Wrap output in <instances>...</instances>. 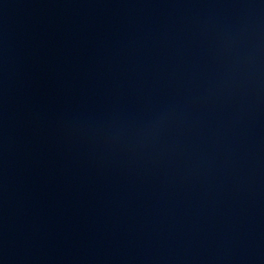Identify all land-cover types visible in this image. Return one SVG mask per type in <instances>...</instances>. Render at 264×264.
<instances>
[{"label": "water", "instance_id": "95a60500", "mask_svg": "<svg viewBox=\"0 0 264 264\" xmlns=\"http://www.w3.org/2000/svg\"><path fill=\"white\" fill-rule=\"evenodd\" d=\"M0 264H264V0H0Z\"/></svg>", "mask_w": 264, "mask_h": 264}]
</instances>
